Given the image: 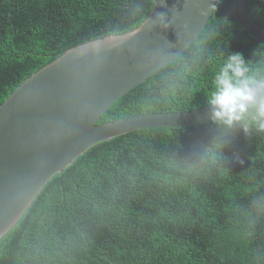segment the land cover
Segmentation results:
<instances>
[{
	"label": "trees",
	"instance_id": "obj_1",
	"mask_svg": "<svg viewBox=\"0 0 264 264\" xmlns=\"http://www.w3.org/2000/svg\"><path fill=\"white\" fill-rule=\"evenodd\" d=\"M234 0H216L196 40L117 100L97 124L209 106L238 52L264 76V43ZM153 0H0V105L67 50L129 33ZM246 15L264 27V0ZM214 120L98 143L54 175L0 239V264H264V130ZM242 161V162H241Z\"/></svg>",
	"mask_w": 264,
	"mask_h": 264
},
{
	"label": "water",
	"instance_id": "obj_2",
	"mask_svg": "<svg viewBox=\"0 0 264 264\" xmlns=\"http://www.w3.org/2000/svg\"><path fill=\"white\" fill-rule=\"evenodd\" d=\"M234 0L239 27L264 43V27ZM135 30L67 50L24 80L0 105V239L43 186L92 146L147 128L212 121V106L97 124L123 95L170 64L196 40L216 0H153Z\"/></svg>",
	"mask_w": 264,
	"mask_h": 264
},
{
	"label": "clouds",
	"instance_id": "obj_3",
	"mask_svg": "<svg viewBox=\"0 0 264 264\" xmlns=\"http://www.w3.org/2000/svg\"><path fill=\"white\" fill-rule=\"evenodd\" d=\"M208 103L217 123L229 128L239 125L248 132L247 117L251 116L258 130H264V76L252 72L238 52L220 65Z\"/></svg>",
	"mask_w": 264,
	"mask_h": 264
}]
</instances>
